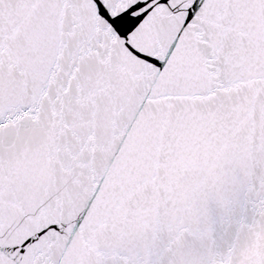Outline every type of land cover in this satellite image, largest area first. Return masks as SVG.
<instances>
[{"label": "snow or ice", "instance_id": "1", "mask_svg": "<svg viewBox=\"0 0 264 264\" xmlns=\"http://www.w3.org/2000/svg\"><path fill=\"white\" fill-rule=\"evenodd\" d=\"M0 264H264V0H0Z\"/></svg>", "mask_w": 264, "mask_h": 264}]
</instances>
